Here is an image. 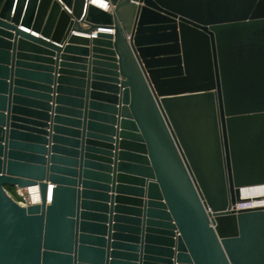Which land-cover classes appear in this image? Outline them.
<instances>
[{"label": "water", "instance_id": "water-1", "mask_svg": "<svg viewBox=\"0 0 264 264\" xmlns=\"http://www.w3.org/2000/svg\"><path fill=\"white\" fill-rule=\"evenodd\" d=\"M0 0V264H264V0ZM207 105L214 208L172 109ZM39 184L41 202L11 187Z\"/></svg>", "mask_w": 264, "mask_h": 264}, {"label": "bare ground", "instance_id": "bare-ground-1", "mask_svg": "<svg viewBox=\"0 0 264 264\" xmlns=\"http://www.w3.org/2000/svg\"><path fill=\"white\" fill-rule=\"evenodd\" d=\"M92 2L104 7L101 0ZM172 115L182 134L185 150L191 158L199 181L209 194L212 205L214 208L222 207L225 198L216 186L219 182V166L208 106L202 105L194 110L172 109ZM240 196L243 202H247L246 208L264 207V184L241 187Z\"/></svg>", "mask_w": 264, "mask_h": 264}, {"label": "built area", "instance_id": "built-area-1", "mask_svg": "<svg viewBox=\"0 0 264 264\" xmlns=\"http://www.w3.org/2000/svg\"><path fill=\"white\" fill-rule=\"evenodd\" d=\"M104 3L105 10H111L112 5L109 1L101 0ZM6 193L19 205L28 206L32 204H37L41 202V195L39 184L35 183L33 185L25 187L14 186L13 189H6ZM247 202H239L236 204V209L246 208Z\"/></svg>", "mask_w": 264, "mask_h": 264}, {"label": "rangeland", "instance_id": "rangeland-1", "mask_svg": "<svg viewBox=\"0 0 264 264\" xmlns=\"http://www.w3.org/2000/svg\"><path fill=\"white\" fill-rule=\"evenodd\" d=\"M217 186H218V188H221V183L220 184L217 183ZM10 189H13V187H11Z\"/></svg>", "mask_w": 264, "mask_h": 264}]
</instances>
